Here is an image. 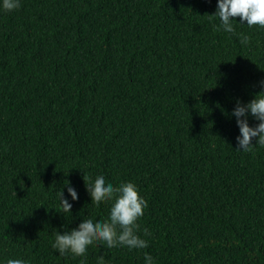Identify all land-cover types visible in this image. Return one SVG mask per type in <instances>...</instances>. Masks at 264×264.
<instances>
[{"label": "trees", "instance_id": "obj_1", "mask_svg": "<svg viewBox=\"0 0 264 264\" xmlns=\"http://www.w3.org/2000/svg\"><path fill=\"white\" fill-rule=\"evenodd\" d=\"M216 0H21L0 11V259L81 264L56 230L106 218L88 175L148 202L143 250L90 245L87 264H264V146L237 150L236 99L261 91L264 29ZM241 35L248 36L242 45ZM250 126L258 121L248 117ZM255 142V141H253ZM79 194L70 213L58 193Z\"/></svg>", "mask_w": 264, "mask_h": 264}, {"label": "clouds", "instance_id": "obj_2", "mask_svg": "<svg viewBox=\"0 0 264 264\" xmlns=\"http://www.w3.org/2000/svg\"><path fill=\"white\" fill-rule=\"evenodd\" d=\"M21 7V0H0V11H14ZM211 18L219 19V29L227 33L235 32L233 21L239 17L240 24L248 27L256 26L264 29V0H216V9ZM237 22V21H236ZM242 45L248 43V36L241 35ZM260 92L252 99L242 102L236 99L231 115L239 129L236 137L237 150L248 151L256 144L264 146V78L257 81ZM258 121L250 126L248 117ZM255 141V142H253ZM86 185L89 195L99 205L101 202H110L106 218L86 216L80 218L79 224L64 231L56 230L50 247L59 256L75 255L82 257L81 264H87V253L90 245H103L107 248L122 247L128 250H143L148 247L146 237L152 235L147 227H141L139 220L148 207V202L140 194L139 186L131 181H122L114 185L104 172L94 177L87 176ZM67 196L59 190V211L70 213L72 201L79 199V194L70 182L65 183ZM0 264H30L23 258L0 259ZM97 264H108L104 257L97 258ZM143 264H157L155 258L144 253Z\"/></svg>", "mask_w": 264, "mask_h": 264}]
</instances>
